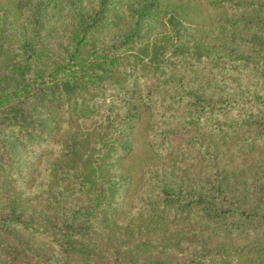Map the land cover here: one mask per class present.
<instances>
[{"label": "trees", "instance_id": "16d2710c", "mask_svg": "<svg viewBox=\"0 0 264 264\" xmlns=\"http://www.w3.org/2000/svg\"><path fill=\"white\" fill-rule=\"evenodd\" d=\"M208 4L207 25L157 0L0 17V264H264V0ZM143 118L157 160L123 213Z\"/></svg>", "mask_w": 264, "mask_h": 264}, {"label": "rangeland", "instance_id": "374dc122", "mask_svg": "<svg viewBox=\"0 0 264 264\" xmlns=\"http://www.w3.org/2000/svg\"><path fill=\"white\" fill-rule=\"evenodd\" d=\"M17 1L18 0H0V17L2 15L6 16L9 22H12L15 25L19 24V17L17 12ZM122 1H131V0H122ZM209 0H157L158 8L160 11H164L168 9L170 6L177 7V12L183 17L187 22L192 24H209L215 14V10L208 4ZM63 0H57V9H59ZM58 13V12H56ZM145 121L144 118L136 125L132 134V149L130 154L118 161L117 169L124 172L128 177V188L123 196V200L120 203V208L123 213H127L130 211V198L134 194V192L138 189L140 184L141 172L147 166L151 165L154 161L157 160V156L150 152L148 149L146 139H145V131H144ZM192 137L191 131L179 132L172 135L169 138V147L173 153L178 151L179 146L183 145V142L189 140ZM262 155L264 157V151L259 154L257 150L255 153L251 154L249 157H257ZM248 160V159H247ZM239 161V158H235L233 162ZM182 162H180V165ZM202 171V174H207L206 170L195 169L193 171V175H197V173ZM16 191H24L21 193L22 198L25 197L23 203H33L31 197H29L30 188L25 186L15 185ZM21 234V233H20ZM22 238L28 239V241L39 248H47L46 245H43L41 242L35 240L34 238L27 236L25 233L21 234Z\"/></svg>", "mask_w": 264, "mask_h": 264}]
</instances>
